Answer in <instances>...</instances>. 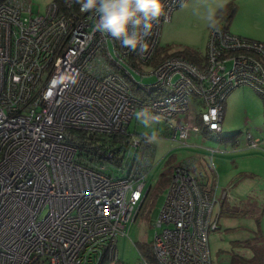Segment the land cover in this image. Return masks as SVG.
Segmentation results:
<instances>
[{
  "label": "built area",
  "instance_id": "2783aa9c",
  "mask_svg": "<svg viewBox=\"0 0 264 264\" xmlns=\"http://www.w3.org/2000/svg\"><path fill=\"white\" fill-rule=\"evenodd\" d=\"M186 1L163 0L141 52L94 31L92 14L74 0L63 11L52 1L42 14L30 0H0V264L118 260L117 238L149 190L157 135L130 131L132 118L162 124L169 139L187 145L201 132L221 131L223 104L235 88L250 87L264 101V41L218 22L202 63L171 55L144 69L163 23ZM75 133L106 144L84 138L82 148ZM119 135L126 139L111 144ZM244 136L247 147L264 151L249 130ZM193 162L172 166L152 221V258L141 256L140 264H212L216 186L214 193L202 186Z\"/></svg>",
  "mask_w": 264,
  "mask_h": 264
},
{
  "label": "rangeland",
  "instance_id": "374dc122",
  "mask_svg": "<svg viewBox=\"0 0 264 264\" xmlns=\"http://www.w3.org/2000/svg\"><path fill=\"white\" fill-rule=\"evenodd\" d=\"M52 1L54 0H30L33 12L37 14L44 13L46 6ZM167 23H163L161 28L158 47L160 52L172 55L186 48L198 53L206 50L207 39L202 36L200 23L195 26L192 21H188L183 27L168 29L170 31L166 34ZM149 66L151 65L144 66V69ZM134 74L139 80L140 76ZM151 80L152 77H146L143 81ZM249 89L238 87L228 95L227 99L234 96V101L224 113L220 133L201 132L199 138L188 140L187 145H180L169 139L168 130L162 124L160 128H156V125L144 119H136L135 116L132 118L128 126L130 131L157 134L154 137L156 151L153 168L146 177L144 192L148 187L149 190L138 215L133 221L126 223L124 234L117 238L118 260L106 257L101 264H118L121 261L125 264H140L141 256L149 259L152 221L156 218L167 191L168 183L162 182V173L168 166L186 159L194 161L191 172L204 188L214 193L216 186L217 201L212 218L217 219L218 227L208 232L212 264H229L231 258L237 257H243L248 264H264V177L259 172L252 173V162L248 157L238 160L233 153L224 152L227 146L221 140L237 131L242 133L239 140H243L247 127L244 119L252 115L254 108L261 111L264 107V101ZM255 98L261 101V107L255 102ZM193 142L199 144L194 146ZM218 147L221 152H216ZM223 190H227L229 198H221Z\"/></svg>",
  "mask_w": 264,
  "mask_h": 264
},
{
  "label": "crops",
  "instance_id": "0c3cea01",
  "mask_svg": "<svg viewBox=\"0 0 264 264\" xmlns=\"http://www.w3.org/2000/svg\"><path fill=\"white\" fill-rule=\"evenodd\" d=\"M227 3H233L236 7L232 17L230 19L216 18L215 17L216 11L220 7L226 5ZM188 21L190 22L192 21V23L195 26H197L200 23L202 36L206 39L208 37V33L211 25L214 22H218L221 25H224L227 28V30H229L233 34L259 41H264V0H187L183 6L173 11L171 18L165 27L166 34L170 30H173L175 27H183L184 24L188 23ZM204 54L205 51L203 53H200L201 63L204 60ZM149 64L151 66L155 65V63H153V59ZM241 87L250 88L247 86H241ZM249 90L252 89L250 88ZM233 98L234 96L230 97L229 100L228 99L225 100L224 102L225 107L223 104L222 123L224 119V113L227 111L228 105L233 103L234 101ZM254 100L261 107L262 105L261 101H259L256 98ZM193 103L196 107H198L200 106L201 102L198 99H194ZM244 125L247 126L245 132L249 130L254 135L255 138H258L260 141L264 142V107L262 108L261 111L260 110L256 111V109L254 108L252 110V115L244 119ZM222 127L223 126L221 124V131H222ZM237 132L238 135L235 140L236 142L235 145H233L232 141L230 140L224 141L226 142V146H227V148L224 149V152L226 151L229 154L233 153L234 157L238 158V160L239 159L241 160L244 157H248L252 162V167H251L252 173L259 172L262 175V177H264V151L260 149H253L247 147L245 136L243 139L244 141L239 140V137L241 136L242 133L240 131ZM199 136L200 134L196 136H192L190 139L192 138L197 139L199 138ZM201 142H202V137H200V143ZM193 143L194 146H197L199 144L197 142H193ZM228 144L230 145V148H228ZM262 145H264V143ZM155 151H156V146H155ZM210 151L212 152V150ZM216 152H221V148L218 147L216 149ZM232 160H234V158Z\"/></svg>",
  "mask_w": 264,
  "mask_h": 264
},
{
  "label": "clouds",
  "instance_id": "9594fccd",
  "mask_svg": "<svg viewBox=\"0 0 264 264\" xmlns=\"http://www.w3.org/2000/svg\"><path fill=\"white\" fill-rule=\"evenodd\" d=\"M81 13H91L93 29L141 52L148 49L146 38L153 22L164 14L163 0H75Z\"/></svg>",
  "mask_w": 264,
  "mask_h": 264
},
{
  "label": "trees",
  "instance_id": "16d2710c",
  "mask_svg": "<svg viewBox=\"0 0 264 264\" xmlns=\"http://www.w3.org/2000/svg\"><path fill=\"white\" fill-rule=\"evenodd\" d=\"M59 8L60 11L64 10V2L65 0H54ZM75 1V0H74ZM77 5V3L75 2V6ZM235 5L233 3H227L226 5L220 7L216 13H215V17L216 18H224V19H230L235 11ZM172 55H176V56H182L187 58L188 60L196 63V64H200L201 62V56L200 53H198L196 50L194 49H190V48H186L180 52H176V53H172ZM171 56L170 54H167V52H160L159 48H157L156 53L153 57V63H158L160 60ZM134 93H136L137 95H140V93L135 90L132 89ZM238 135V132L230 135V136H226L224 138H221V140L223 141H227L230 140L232 141V144L235 145L236 142V137ZM86 138V140H90L88 141L89 143H95L97 146L103 148L104 144H106V139L102 138L101 136H96V135H89V136H85L84 134H79V133H75L74 134V139L75 141L79 142V146L80 147H84V144L82 143L83 139ZM126 139L125 135H119V136H111L110 142L111 144H116V143H120L123 142ZM121 147L124 145H120ZM119 149V148H118ZM117 149V150H118ZM120 150V149H119ZM172 166H168L167 170L162 173V182L164 184L168 183L169 181V175L171 172ZM203 186V185H202ZM151 253L149 254V259H151ZM229 264H248V261L246 259H244L243 257H237V258H231V261L229 262Z\"/></svg>",
  "mask_w": 264,
  "mask_h": 264
}]
</instances>
